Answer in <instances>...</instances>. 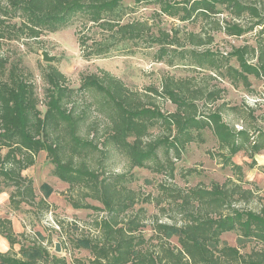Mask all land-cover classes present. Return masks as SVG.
I'll list each match as a JSON object with an SVG mask.
<instances>
[{
    "label": "trees",
    "instance_id": "trees-1",
    "mask_svg": "<svg viewBox=\"0 0 264 264\" xmlns=\"http://www.w3.org/2000/svg\"><path fill=\"white\" fill-rule=\"evenodd\" d=\"M126 1L0 0V50L4 42L39 41L78 21L82 29L77 41L85 60L108 58L125 46L157 48L156 62L168 67L181 63L211 73L207 75L216 84L194 87L190 80L168 75L161 89L148 88L150 100H145L108 72L83 75L81 85L72 88L67 77L50 66L42 75L47 85L42 103L18 64L0 55V194L13 189L9 204L14 210L36 201L34 183L25 173L46 152L57 178L81 187L108 213L96 224L101 235L89 243L92 258L88 263L78 259L69 263L51 255L42 244L34 249L43 261L22 258L24 246L13 251L20 239L12 220L0 218V235L11 247L0 252V264H264V205L257 211L236 208L235 197L246 201L253 197L252 190L237 184L231 188L228 183L197 186L172 195L180 202L185 222L178 228L157 223L155 232L165 236L176 231L177 246L163 237L151 245L144 236L136 235L142 220L138 215L123 216L135 198L123 192L122 177L101 179L82 160L99 151V145L81 136L87 116L85 108L77 111L80 100L92 95V105L110 124L102 145L113 147L133 168H149L153 163L157 172L165 170L170 176L175 171L173 160H180L189 144L204 142L202 133L209 129L227 151L223 164L235 171L240 182L243 170L232 157L245 152L254 159L264 152V128L236 130L223 118L225 104L214 105L226 92L219 80L251 93L256 79L264 89V0H132L134 8L124 7ZM139 6H154L153 15L158 18L194 25L200 22L202 27L199 32L180 26L166 30L149 19H128ZM256 30L252 42L231 46L228 52L212 48L218 34L239 39ZM155 98L170 102L175 110L163 112ZM262 119L264 122V116ZM154 127L161 128L162 135L149 139ZM39 203L45 205L43 199ZM233 231L261 248L244 254L237 247L222 245V235Z\"/></svg>",
    "mask_w": 264,
    "mask_h": 264
},
{
    "label": "rangeland",
    "instance_id": "rangeland-1",
    "mask_svg": "<svg viewBox=\"0 0 264 264\" xmlns=\"http://www.w3.org/2000/svg\"><path fill=\"white\" fill-rule=\"evenodd\" d=\"M124 7L134 8V3L132 0H127ZM154 12V6H139L127 18L149 19L150 22L160 23V28L166 30L180 26L186 31L199 32L202 27L200 22L194 25L180 23L164 16L158 18L153 15ZM222 16L220 15V18ZM206 28L209 29V26ZM81 29L82 26L77 21L62 31L43 36L39 41L4 42L0 55L8 58L11 63L18 64L24 75L35 85L42 103L45 102L44 93L47 87L42 75L49 70L50 66L61 71L72 88H78L81 85L83 75H102L103 72H108L119 78L131 91L141 94L145 100H150L147 98L148 88L161 89L163 79L168 75L177 79L190 80L194 87L216 84L215 81L210 80L208 72L206 74L201 70H193L181 63L175 67H168L164 63L156 62L157 48L125 46L108 58L85 60L77 41V32ZM257 32L256 30L239 39L218 34L212 48L220 52H228L231 46H242L246 42H252ZM45 51L50 56L56 57L53 63L44 61L43 52ZM212 75L215 76L213 73ZM218 82L226 92L214 106L225 104L224 120L236 130L264 128L262 82L253 79L254 89L251 93L242 87L235 88L228 82L221 80ZM153 101L165 113L175 110L170 102L162 98H155ZM93 103L95 102L92 95H88L87 99L80 100L77 111L81 113L85 108L87 116L80 129L81 136L84 139H94L99 145V151H94L82 160L101 179L114 180L122 177L123 186H126L123 192L125 194L128 192L135 198L134 203L130 204L129 210L123 216L124 218L140 216L142 228L136 235L144 236L151 245L156 244L161 237L167 239L173 246L178 245L176 231L169 232L165 236L155 232L157 223L177 228L184 224L185 216L181 214L180 202H175L172 196L176 194V191L185 193L197 186L210 188L214 184L225 183H228L231 188L237 184L246 190H252L253 197L250 201L235 197L236 208L257 211L264 205V152L256 155L254 159L245 152L232 157L233 163L241 166L243 170V179L239 182L235 171L223 164L222 156L227 155V151L220 148L212 131L206 129L202 133L204 142L189 144L181 159L173 160L175 164L173 176L165 170L157 172L153 163L149 168H133L128 159L113 147L102 145L110 124L103 115L98 113ZM40 108L45 110L43 104ZM161 135L162 129L154 127L150 130L148 138L155 139ZM159 156L164 162L162 150L159 151ZM25 175L34 183L36 201L22 204L19 210H14L9 204L10 190L13 189H8L7 192L2 193L4 196H0V218H9L12 220L13 227L14 223L16 229L20 227V231H15L19 236L20 244L15 245L13 251L18 252L24 246V253L20 255L22 258L41 262L44 258L34 248L42 244L51 255L64 257L69 263H72L74 259L88 263L92 258L89 243L99 240L101 235L96 224L108 216L103 204L86 196V191L81 187L70 186L57 178L54 175V165L46 152H42L37 157L35 166ZM42 199L45 205L39 203ZM221 241L222 245L237 247L244 254L261 248L255 241L243 239L238 231L223 234ZM57 244L61 246L59 253L56 252Z\"/></svg>",
    "mask_w": 264,
    "mask_h": 264
},
{
    "label": "crops",
    "instance_id": "crops-1",
    "mask_svg": "<svg viewBox=\"0 0 264 264\" xmlns=\"http://www.w3.org/2000/svg\"><path fill=\"white\" fill-rule=\"evenodd\" d=\"M0 196H4L3 194H1ZM7 199V198H6ZM14 227H15V230L14 231H20L19 229H20V227L18 226V228L16 229V224L14 223ZM13 227V228H14ZM10 250V245H9V242L5 239V238H3V237H1L0 236V251L1 252H3V253H5V252H7V251H9Z\"/></svg>",
    "mask_w": 264,
    "mask_h": 264
},
{
    "label": "water",
    "instance_id": "water-1",
    "mask_svg": "<svg viewBox=\"0 0 264 264\" xmlns=\"http://www.w3.org/2000/svg\"><path fill=\"white\" fill-rule=\"evenodd\" d=\"M55 58L56 57H54V56H50L49 55V53L48 52H43V59H44V61H46V62H48V63H53L54 62V60H55ZM56 252H61V246H60V244H57L56 245Z\"/></svg>",
    "mask_w": 264,
    "mask_h": 264
}]
</instances>
